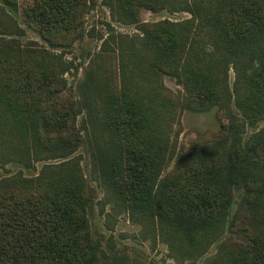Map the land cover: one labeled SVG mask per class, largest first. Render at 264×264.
<instances>
[{"label": "trees", "instance_id": "trees-1", "mask_svg": "<svg viewBox=\"0 0 264 264\" xmlns=\"http://www.w3.org/2000/svg\"><path fill=\"white\" fill-rule=\"evenodd\" d=\"M1 2L18 8L17 0ZM113 2L119 19L138 25L147 68L176 79L188 108L217 107L228 124L212 138L176 149L178 134L171 141L168 117L174 105L157 81L139 75L114 92L108 83L97 85L94 94L102 100L116 153V164L111 150L103 155L105 179L114 189L123 171L125 194L118 199L126 210L151 222L185 255L200 253L223 229L233 189L240 188L242 206L229 222L232 246L223 264H264V126L246 142L239 132L264 120V0H222L215 7L210 19L222 54L211 62L197 54L189 23L141 22L142 9L160 10L155 0ZM93 5V0H31L22 14L50 48L64 50L82 39ZM117 51L124 60V44ZM231 61L238 114L220 78ZM112 94H119L113 107ZM78 116L73 92L53 67L0 49V158L68 159L82 144ZM92 201L90 185L70 161L45 165L33 177L1 179L0 264H147L100 249L89 227Z\"/></svg>", "mask_w": 264, "mask_h": 264}, {"label": "rangeland", "instance_id": "rangeland-1", "mask_svg": "<svg viewBox=\"0 0 264 264\" xmlns=\"http://www.w3.org/2000/svg\"><path fill=\"white\" fill-rule=\"evenodd\" d=\"M113 1L93 0L94 7L85 17L82 39L71 48L62 50L50 48L25 25L22 11L30 5L31 0H17V10H11L0 0V49L27 53L43 67H53L77 101L79 116L76 126L82 137L78 151L68 159L51 160L47 159L46 154L41 156L39 162L31 158L28 160L27 156L22 161L19 160L20 157H15L16 160L13 157L0 158V180L18 173L24 177H33L45 165L70 161L92 189L93 201L88 211L89 227L94 240L104 253L126 254L131 259L135 258L147 264H223L226 253L232 246L229 222L242 206L243 190L233 189V202L227 222L210 244L200 253L185 255L177 251L170 242L171 239L151 222L126 210L118 199L125 194L123 171H119L118 183L114 189L104 177L103 155L111 150L116 164V153L115 149L113 152L106 123L102 118V100L94 94L97 85L102 87L104 83H108L111 91H120L126 79H135L139 75H146L157 81L156 87L174 105L168 117L171 141L178 134L176 149L187 148L194 142L212 138L222 126L228 124L227 118L217 107L188 108L186 94L176 79L147 68L144 63L146 55L141 52L142 34L138 25L119 19ZM155 1L161 6L160 10L155 13L144 9L140 11L139 18L143 24L187 22L197 39L196 50L200 58L211 62L221 57V39L211 23L210 15L222 0ZM121 43L125 47L124 60L117 51ZM135 60L139 63L136 64ZM220 78L224 79L225 87L232 95L231 108L238 114L234 104L237 71L233 61L228 65L226 76L221 75ZM111 96V107L114 104L117 106L119 99L116 96L119 94ZM112 114L116 117L118 112L112 110ZM239 124L242 125V122ZM263 126L264 120L254 127L245 125L240 128L243 142ZM113 138L115 143L121 144V137L114 133Z\"/></svg>", "mask_w": 264, "mask_h": 264}]
</instances>
